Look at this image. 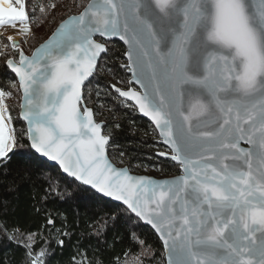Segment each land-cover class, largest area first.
Returning <instances> with one entry per match:
<instances>
[{
	"label": "snow or ice",
	"instance_id": "6c2138e0",
	"mask_svg": "<svg viewBox=\"0 0 264 264\" xmlns=\"http://www.w3.org/2000/svg\"><path fill=\"white\" fill-rule=\"evenodd\" d=\"M71 3L82 10L61 17L26 55L22 44L56 23L61 5L0 0V26L19 34L0 42V60L14 74L0 85V176L15 170L43 189L32 209L43 214L39 227L11 216V202L0 198V246L18 249V264H51L53 245L64 248L70 233L48 206L93 190L117 202L93 222L96 240L117 222L124 229L125 247L108 264H154L144 227L162 244L166 264H264V0ZM112 37L128 45L122 67L140 90L119 81L108 87L153 123L170 150L159 155L182 170L175 179L133 175L109 158L112 137L87 106L85 82ZM9 99L26 122L19 133ZM18 189L13 179L9 194ZM69 264L104 262L78 244Z\"/></svg>",
	"mask_w": 264,
	"mask_h": 264
},
{
	"label": "trees",
	"instance_id": "16d2710c",
	"mask_svg": "<svg viewBox=\"0 0 264 264\" xmlns=\"http://www.w3.org/2000/svg\"><path fill=\"white\" fill-rule=\"evenodd\" d=\"M55 2L61 5L56 14V23L46 24L36 30V37L30 41L33 48L51 35L61 17L66 18L82 10L74 8L71 0H55ZM75 2L86 5L89 0H75ZM106 45L108 53L103 55V60L99 62L98 70L91 79L92 83L86 84L85 95L91 97L86 102L87 106L93 109L98 121L104 122L105 134L112 137L108 148L111 159L120 166H128L135 173H150L160 177L179 174L180 167L175 162L158 155V152L165 151V148L159 142V134L155 127L139 115L131 102H124L121 98H117V94L110 91L108 86L117 81H119L118 86L122 88L130 87L131 84L128 83L130 74L127 68L122 67L127 64L124 45L118 41L106 42ZM11 75L13 74L7 72L3 61L0 60V85L6 86L7 77ZM8 103L13 107V126L19 133L26 129V125L18 118L19 109L16 107L18 100H10ZM19 175L25 174L19 173ZM47 175L48 173H45V176ZM13 179L17 180L19 189L9 194ZM42 193L43 189L38 182L20 181L15 170L9 176H0V198L11 202L9 214L18 215L26 227H39L43 223V214L37 216L32 211L34 207L40 208ZM115 203L110 199L94 195L93 190H82L68 203L59 202L49 205L50 209L55 207L62 219L66 218V231L70 233V239H66L64 248L53 245L55 256L51 264H69L70 257L76 251L78 244H83L88 249L89 257L96 261L102 260L104 264H108L113 253L121 252L125 247L120 242L124 235L121 222H117V225L108 231L106 237L102 235L99 242L89 231L94 221L109 215ZM141 231L146 233L149 243L153 244L156 252L154 264H166L165 251L158 238L152 235L147 227L142 228ZM19 258L20 252L15 247L0 246V264H18Z\"/></svg>",
	"mask_w": 264,
	"mask_h": 264
},
{
	"label": "water",
	"instance_id": "95a60500",
	"mask_svg": "<svg viewBox=\"0 0 264 264\" xmlns=\"http://www.w3.org/2000/svg\"><path fill=\"white\" fill-rule=\"evenodd\" d=\"M51 36V35H50ZM49 36V37H50ZM48 37V38H49ZM47 38V39H48ZM46 39V40H47ZM96 39H100V37H96ZM45 40V41H46ZM45 41H43L42 43H44ZM110 41H118V42H120V43H122L123 45H124V47H125V49H126V51L128 50V45H126L123 41H121L118 37H112V38H110L109 40H107L106 42H110ZM41 44V43H40ZM39 44V45H40ZM39 45L38 46H36L35 48H37V47H39ZM107 46V45H106ZM35 48L33 49V51L35 50ZM32 53V52H31ZM26 55H29V54H27V53H25ZM31 55V54H30ZM125 58H126V56H125ZM126 61H127V58H126ZM127 63H128V61H127ZM99 64V63H98ZM127 72L130 74V80H131V73L127 70ZM14 75V74H13ZM93 77H90L89 79L91 80ZM88 83V81H86L85 82V84H87ZM130 87H133V88H135L136 90H140V88H139V85H136V84H131V86ZM122 88V87H121ZM125 90L127 89V88H124ZM122 99V98H121ZM128 102H131V101H128ZM133 105H134V102H131ZM137 109V108H136ZM137 111H138V109H137ZM94 112V111H93ZM138 113H139V111H138ZM139 115L142 117V118H144V119H146V120H148L152 125H153V123L147 118V117H144L142 114H140L139 113ZM94 118L96 119V117H95V115H94ZM96 121L97 122H103V121H98L97 119H96ZM24 122V121H23ZM25 123V125H26V122H24ZM104 123V122H103ZM154 126V125H153ZM157 130V129H156ZM157 132H158V130H157ZM104 134H105V132H104ZM159 134V133H158ZM107 135V134H106ZM159 142L164 146V148H165V151H161V152H169L170 150H169V148H168V146H166V145H164L162 142H161V140H160V137H159ZM244 147H247V145H243ZM159 153L160 152H158V155H159ZM108 155H109V151H108ZM160 156V155H159ZM162 157H165V158H168V157H166V156H162ZM109 158H110V160H111V162L115 165V166H117L118 168H122V169H126V170H128L129 172H130V174H133V175H137V176H145V177H148V178H151V179H154V180H156V181H164V180H172V179H175V178H177V177H179V176H181L182 175V170H181V168H180V173L179 174H176V175H173V176H162V177H157V176H154V175H149V174H140V173H135V172H132L130 169H129V167L128 166H120V165H118V164H116L112 159H111V157H110V155H109ZM50 164H52L53 162H49ZM106 199H109V198H106ZM115 202V201H114ZM117 203V202H116ZM165 257H167V253L165 252Z\"/></svg>",
	"mask_w": 264,
	"mask_h": 264
},
{
	"label": "rangeland",
	"instance_id": "374dc122",
	"mask_svg": "<svg viewBox=\"0 0 264 264\" xmlns=\"http://www.w3.org/2000/svg\"><path fill=\"white\" fill-rule=\"evenodd\" d=\"M8 36H14L19 40L18 27L13 28L10 26H0V42H4ZM0 46H2V43H0ZM22 47L24 48L25 53H27L29 55L31 54V52L34 49L31 46L30 42H29V44H22ZM10 100H12V99H9L8 101H10ZM147 174L154 175V174H150V173H147ZM154 176H156V175H154ZM157 177H160V176H157Z\"/></svg>",
	"mask_w": 264,
	"mask_h": 264
}]
</instances>
